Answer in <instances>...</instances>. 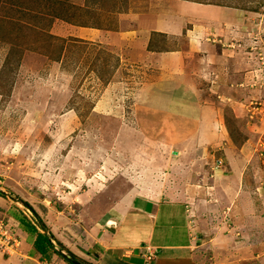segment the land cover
<instances>
[{
    "label": "rangeland",
    "instance_id": "rangeland-1",
    "mask_svg": "<svg viewBox=\"0 0 264 264\" xmlns=\"http://www.w3.org/2000/svg\"><path fill=\"white\" fill-rule=\"evenodd\" d=\"M127 1L0 0V264H69L58 254L42 258L26 223L83 263L147 264L139 258L146 249L112 262L108 238L132 215L135 197L152 203L157 194L164 203L167 193L179 198L185 184V228L197 245L187 252L189 262L264 264V0H192L206 6L180 7L209 20L227 7L238 10L226 24L213 22L210 34L219 31L208 39L233 57L232 74L225 58L207 54L200 70L198 57L185 60L200 72L203 95L219 112L182 144L181 131L164 138L170 119L162 125L151 117L152 107L167 108L151 88L171 91L168 78L120 69L110 48L57 36L65 33L57 29L60 19L115 29L113 17ZM180 111L172 108L174 116ZM175 153L177 179L163 180L164 157ZM159 202L137 205L155 213ZM177 211L165 206L163 216ZM156 237L189 243L184 228L160 229Z\"/></svg>",
    "mask_w": 264,
    "mask_h": 264
},
{
    "label": "crops",
    "instance_id": "crops-1",
    "mask_svg": "<svg viewBox=\"0 0 264 264\" xmlns=\"http://www.w3.org/2000/svg\"><path fill=\"white\" fill-rule=\"evenodd\" d=\"M187 5L190 7L194 5V8L195 5L206 6L203 3H197L192 0H128L127 9L124 10L122 8L123 5L119 6V14L113 17V21L116 20L113 23L115 29L94 27L92 24H86L87 20L82 24L77 20L60 19L62 20L61 23L60 21L57 23V29L59 28V30L65 32L64 34L61 32L57 35L58 37H74L81 40L79 41L80 43H99L105 48H110L111 53L116 56L119 65L121 64L120 69L125 64L130 65L132 69L137 67L146 68L143 72L148 77L158 73L162 76V79L168 78L167 81L169 82L166 83L169 84V87H173L171 91L157 84H154L151 88L155 89V95L164 99L167 108L164 110L152 107L153 104L147 106L153 108L151 117L159 116L157 121L162 120V125L166 121L171 120L174 122L171 125L170 121L167 129H165L166 131H162L165 134L164 138H168L170 134L177 133V131L186 134L180 140L181 144L194 131L196 136L200 135L202 125L204 126V124H209L214 119H218L216 114L219 112V110H215L211 101L206 100L203 95L200 86L201 78L197 76L200 72H193L190 62L186 64L185 60L195 57L196 61L198 57L201 61L196 66L200 70L202 61L207 59V54H209V58L216 60L225 58V71L227 74H232L235 66V61H231L233 57H227L224 54L225 50L218 51L215 48L216 46L213 45V41L208 39L211 38L210 35H217L219 31L213 30L214 33L210 34L212 24L215 22L217 25L226 24L232 20L227 15H233L235 11H238L227 7L224 10L225 14L220 16L219 20H209L203 17H189L180 9V7L188 8ZM237 21L239 20L235 19V24H237ZM104 22L107 23V21ZM153 43L155 46L150 48ZM204 66L206 67V64ZM154 94L148 90L146 95L149 99L153 98ZM173 107H180L182 111L174 116L172 114ZM155 127H159V125H155ZM177 138L174 137V139ZM181 151H178V154H181ZM176 153L173 154L175 159L167 155L164 157V162L162 163L163 180L168 177L177 179V175L173 174V172L175 173L176 166H178L176 170H179L181 165L180 163L177 165V161H180V159H176ZM167 164L170 165V171L165 168ZM187 191L188 187L185 184L182 189L184 193L179 198H174L172 193L165 194L167 202L164 203L162 200L155 198L158 196L157 194L153 196L154 200H152L154 202L152 203L148 202V200H142L141 197H135L132 205L135 209L131 213L132 215L125 217L116 233L108 238L110 241L107 243L110 244V250L112 251V256L110 255L111 261H116L118 258L122 261L123 258L132 259L138 257L142 250L149 248L150 251L162 254L161 257L156 256L154 258L157 261L156 264H193L189 262L191 261V256L187 253L196 245V242H193L194 240L190 238V233L185 228L188 218V210L186 209L187 206H185L188 203ZM138 200L149 205H155L154 203L160 201L159 208L155 213L147 212V208L137 205ZM165 206H171L172 209L177 208L178 211L171 214L166 212V216H163ZM176 216L180 217L181 220L185 218L186 223L179 220L174 221ZM181 228L186 230V234L189 236V243H178L176 242L177 240H173L171 243L155 242V239L158 240L156 233L160 229H169L172 232L179 230L180 232ZM138 229L142 230L138 231ZM122 250L121 256L120 252ZM173 251L181 252V254L177 255L174 253V255L170 253ZM143 256V253H141L139 258ZM124 263L123 261L122 264Z\"/></svg>",
    "mask_w": 264,
    "mask_h": 264
},
{
    "label": "trees",
    "instance_id": "trees-1",
    "mask_svg": "<svg viewBox=\"0 0 264 264\" xmlns=\"http://www.w3.org/2000/svg\"><path fill=\"white\" fill-rule=\"evenodd\" d=\"M0 194H3V192L0 191ZM20 201L23 204H25L31 210V212L35 215V217L38 220L40 227L43 230H46V226H45L44 222L38 216V214L36 213L34 208L30 204H28L27 202H25L23 200H20ZM25 226H27V229L30 232L36 233V238L33 242V245H34L35 249L41 254L42 258L47 259V258H51L53 254H58L61 257H63V259L66 262H68L69 264H74L69 259L65 258L59 251L56 250L53 243L51 242L52 236L50 233L46 234L44 232L43 233L39 232L38 228L36 226L32 225L31 223H26Z\"/></svg>",
    "mask_w": 264,
    "mask_h": 264
},
{
    "label": "water",
    "instance_id": "water-1",
    "mask_svg": "<svg viewBox=\"0 0 264 264\" xmlns=\"http://www.w3.org/2000/svg\"><path fill=\"white\" fill-rule=\"evenodd\" d=\"M46 230H47V228H46ZM46 230H45V232H46ZM51 242H52V240H51ZM53 243V242H52ZM53 245H54V243H53ZM54 247H55V245H54ZM56 248V247H55ZM65 258H67V259H69L71 262H73L74 264H86V263H83V262H81V261H79V260H77V259H75V258H71V257H69L68 255H66L64 252H62L61 250H58Z\"/></svg>",
    "mask_w": 264,
    "mask_h": 264
},
{
    "label": "built area",
    "instance_id": "built-area-1",
    "mask_svg": "<svg viewBox=\"0 0 264 264\" xmlns=\"http://www.w3.org/2000/svg\"><path fill=\"white\" fill-rule=\"evenodd\" d=\"M144 257L146 258L147 263H150V261L155 257L154 254H152L151 251L144 254Z\"/></svg>",
    "mask_w": 264,
    "mask_h": 264
},
{
    "label": "clouds",
    "instance_id": "clouds-1",
    "mask_svg": "<svg viewBox=\"0 0 264 264\" xmlns=\"http://www.w3.org/2000/svg\"><path fill=\"white\" fill-rule=\"evenodd\" d=\"M146 250H147V251H146L145 253H143V255L150 251L149 248H147ZM151 252H152V251H151ZM156 254H157V252H156ZM154 258H155V257H154ZM154 258H153V259H154ZM146 262H147V261H146ZM150 263H151V261H150ZM150 263H147V264H150Z\"/></svg>",
    "mask_w": 264,
    "mask_h": 264
}]
</instances>
